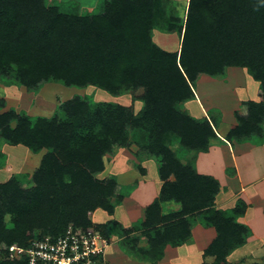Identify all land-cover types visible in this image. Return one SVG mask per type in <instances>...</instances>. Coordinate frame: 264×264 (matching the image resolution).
Masks as SVG:
<instances>
[{"label": "trees", "instance_id": "16d2710c", "mask_svg": "<svg viewBox=\"0 0 264 264\" xmlns=\"http://www.w3.org/2000/svg\"><path fill=\"white\" fill-rule=\"evenodd\" d=\"M211 1L188 0L177 61V56L162 52L150 39L154 25L160 19L168 20L161 9L163 0H109L102 14L80 17L46 9L42 0H0V68L11 70L19 84L32 88L54 80L79 88L94 86L109 94L137 87L145 91V106L134 116L118 105L89 104L79 98L63 103L53 118L39 117L33 123L14 112L0 114L4 143L22 145L34 154L46 151L32 175L30 190L20 189L15 180L0 184V244L26 247L37 238L33 235L36 229L41 236H58L71 223L74 228L90 229L88 214L96 209L113 214L109 200L116 183L95 176L103 171L102 160L110 149L127 145L129 131L145 136L148 146H141L150 155L162 157L163 179L168 171L175 178V182L163 184L159 198L183 204L189 201L186 187L192 184L193 174L179 165L165 143L174 135L191 139L203 134L201 126L174 106L192 97L189 83L199 73L214 74L225 66L245 67L259 82L262 103H251L248 116L239 124L251 131L261 125L264 0H214L218 3L213 17L201 19L212 12L207 9ZM218 14L222 18L216 20ZM172 83L175 91L170 93ZM196 183H200L196 200L191 199L190 208L183 205L181 215L197 213L210 218L217 233L210 247L222 249L225 257L242 245L244 230L233 218L210 210L218 184L203 176ZM158 203L155 200L148 207L144 224L149 241L146 257L153 264L161 259L165 245H180L189 237V225L180 218L162 225ZM155 225L159 228L150 231ZM182 231L184 235H180Z\"/></svg>", "mask_w": 264, "mask_h": 264}, {"label": "rangeland", "instance_id": "374dc122", "mask_svg": "<svg viewBox=\"0 0 264 264\" xmlns=\"http://www.w3.org/2000/svg\"><path fill=\"white\" fill-rule=\"evenodd\" d=\"M108 1L109 0H103L97 9L93 10V8L92 11L88 8L84 13L81 10V7L85 3L79 2L78 0H42V3L46 9L57 8L61 12L71 13L80 17L102 14L104 5ZM213 1H211L212 3H210V6L207 5V9L212 12L210 15L207 14L201 16V19H210L211 16L213 17V12L216 11L215 5L218 3V1H214V3ZM92 4H94V2H91V4L89 2V6H92ZM161 7L163 10L162 12L168 20L164 21L160 19L158 24L154 25L151 29L150 39L154 46L162 52L177 56L178 61L183 32V29L180 32V26L184 23L187 16L188 0H163ZM221 18V14H218L216 20ZM226 18H229V15L225 16V19ZM251 80L255 81L251 75H249L245 67L225 66L219 72L214 74L199 73L196 79L189 83L192 97L188 100L175 103L174 106L177 111L186 115L187 118L196 122L203 129L201 131L203 134L194 136V138L192 137L190 139L189 137H185L183 139L179 135H174L172 139L165 143V148L173 154L179 165L182 168L189 169L188 172H190V175L193 174L191 176L192 184L188 183L189 185L186 187L187 197L191 199L195 198L194 196L198 193L197 190L200 185V183H196V180L199 181V177H207L217 184L216 180L211 176L199 173L200 170L202 172L206 170L207 163L205 159L208 158L206 155L209 151L218 150V152H220L219 150L222 148L221 146L232 151L234 145L245 142L247 137H249L250 129L248 127L243 128L239 124V120H243V117H240L236 111L240 106L235 105H239V102L243 97L242 95L237 94L238 88L245 87V83H249ZM257 87V97L260 100L257 101L258 103L254 104L261 105L262 98L259 92V82H257ZM174 91L175 88L172 83L168 88V92L172 93ZM144 95L145 91L141 87L121 91L117 94H109L94 86L79 88L75 86H66L62 82L54 80L41 81L37 86L27 88L13 79V73L11 70L4 72L2 71V68H0V114L14 112L20 117L28 118L32 123L39 117L53 118L60 112L63 103L74 98H79L89 104L111 103L118 105L124 107L125 110H127L126 112L134 116L145 106L143 99ZM233 101L235 102L234 106L231 104ZM247 104L250 108V104ZM224 105H228V108L226 109L227 111L221 110ZM206 124H208L209 127L207 130ZM11 126H15V122H12ZM258 128L251 131V135L259 132L260 130H257ZM129 132L130 136L127 145L110 149L109 152L104 155L102 160L104 164L103 171L95 176L99 181L106 182L114 180L116 183L114 195L109 200L110 204L114 206L113 212L115 206L119 204V206H121L126 198L128 199L131 197V193L135 191V186L140 182L145 181L146 177L147 180L152 178L147 176V171L149 169L156 174V177L154 176L153 180L157 182L159 179L160 182V192H158L155 199L159 202L158 212L160 216L164 213L162 210H166V207L169 206V204H179L181 211L184 208L182 207L183 205L190 208L192 204H189L192 201L191 199L186 202L184 201L185 204H183L176 202L173 199L159 198L163 184L165 182H175V178L171 175L172 172L168 171L169 173H167L169 176L164 180L163 178L166 174L164 172L166 170L162 164V157H154L153 155H150L148 148L141 146H146L148 144L145 136H142V134L136 135L137 133L133 131ZM3 145L7 146L4 150ZM45 153L46 151L42 150L41 152L34 154L22 145L10 146L0 139V154H2V157H0V170L8 172L12 176H10V180L19 181L20 189L25 191L30 190L33 186L32 175L39 167L40 160ZM223 159L226 164L229 162L227 157H224ZM201 164H203V167ZM162 167L164 172L161 173ZM161 175L163 176L162 178ZM228 175H230V173L226 171V176ZM7 182L0 184H5ZM181 195L182 198L185 199L184 192ZM117 198L118 201L120 200L118 204L116 202ZM132 200L134 201V199ZM127 204L132 205L134 202L130 201L127 202ZM235 208H237V204ZM136 209L141 212L143 211L142 215H144V213L146 215L148 207L142 209L137 205L135 210ZM210 210L217 212L220 217H231L233 218L234 223L236 222L235 213L233 214L229 211L220 209L216 210L213 208H210ZM135 214L131 216L133 218L137 217ZM110 216H112V214L109 215L102 209H96L89 213L88 219L92 225L90 229L100 231L109 241V248L113 246L114 253H123L129 260L133 261L135 258H139V256L141 259L143 258L151 261L146 257L149 250V241L147 242V247H142L138 253V250H135V247L137 246V243L135 242L136 239L134 240L133 237L129 238L130 233L128 232L132 231L134 228L136 229L138 226H132L130 229L124 231L121 229V225L117 221H113V219L110 221L108 220V217ZM10 218V216L6 217L7 222H10ZM144 224L145 222L142 226H144ZM239 224L238 228H245L244 224ZM70 225H72V223L69 224V226ZM123 233L127 238H123ZM248 234V232L244 231L243 236L241 235L242 245L239 247L246 244ZM33 235L35 237L41 236V230H34ZM116 239L119 240L118 243L115 242ZM13 248L23 247L0 244V262L8 261L11 264L16 262V260L11 259V250ZM109 248L106 251L104 260L101 264H108L107 256L109 254ZM148 264L153 263L151 261L148 262Z\"/></svg>", "mask_w": 264, "mask_h": 264}, {"label": "crops", "instance_id": "0c3cea01", "mask_svg": "<svg viewBox=\"0 0 264 264\" xmlns=\"http://www.w3.org/2000/svg\"><path fill=\"white\" fill-rule=\"evenodd\" d=\"M78 1L85 3L81 7L84 13L88 8L90 10L97 9L103 0ZM89 2L90 4L94 2V4L89 6ZM245 84V87H240L237 90V94L243 96L239 105H235L234 101L231 103L232 106H240L236 111L243 119L248 116L250 111L247 103H258L257 101L260 100L257 97V82L251 80ZM227 106L224 105L221 110L227 111ZM259 128L260 131L254 135H251L250 129L249 137L245 142L234 145L232 151L224 146H221L220 152L218 150L209 151L206 155L208 158L205 159L206 170L204 172L199 171L202 175L214 178L218 184V192L211 208L235 213V224H244V231L249 233L246 244L231 250L223 257L222 249L210 247L217 238L216 230L210 224V218L197 213L195 215H184L185 213L181 215L182 211L179 204H169L166 210L164 209L165 211L162 210L164 212L161 214L162 216L158 213V217L164 219L162 225L168 222L173 224L178 222L180 218L189 225V237L180 245H165L161 259L155 264H264V118ZM5 147L7 146L3 145V150ZM224 157L229 160L227 164L224 162ZM201 166L203 167V164ZM226 171L230 175L226 176ZM147 174L149 178H152L147 180L146 177L145 181L142 180L143 182L135 186V191L131 193V197L126 198L121 206H119L120 204L115 206L112 216L108 217L109 221L111 219L117 221L124 231L132 226H138L128 232L131 234H129V238L136 239L135 250H138V253L142 247H147L148 238L144 234L147 228L142 226L147 215L145 213L142 215L143 211L135 210V208L138 205L140 208L146 209L155 201L158 192H160L159 179L157 182L153 180L156 174L150 169ZM10 176L8 172L0 170V183L9 181L12 177ZM130 201L134 204L128 205L127 202ZM236 204L237 208H235ZM133 214L137 217L133 218L131 216ZM156 227L159 228V225L151 227L150 231L156 230ZM182 234L184 235V231L180 232V235ZM125 237L127 238L123 233V238ZM118 241V239L115 240L116 243ZM109 249L108 264H148L150 262L141 259L140 256L134 261L129 260L123 253H114L113 246Z\"/></svg>", "mask_w": 264, "mask_h": 264}, {"label": "built area", "instance_id": "2783aa9c", "mask_svg": "<svg viewBox=\"0 0 264 264\" xmlns=\"http://www.w3.org/2000/svg\"><path fill=\"white\" fill-rule=\"evenodd\" d=\"M109 246L100 231L70 225L58 236H38L26 247L13 248L11 259L15 264H101Z\"/></svg>", "mask_w": 264, "mask_h": 264}]
</instances>
